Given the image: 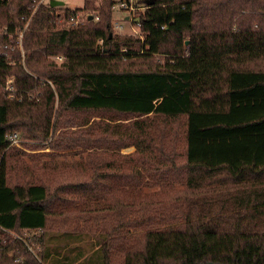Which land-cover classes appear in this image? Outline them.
I'll return each instance as SVG.
<instances>
[{"label":"trees","instance_id":"obj_1","mask_svg":"<svg viewBox=\"0 0 264 264\" xmlns=\"http://www.w3.org/2000/svg\"><path fill=\"white\" fill-rule=\"evenodd\" d=\"M40 1L0 0V264H264V0H144L140 36Z\"/></svg>","mask_w":264,"mask_h":264},{"label":"rangeland","instance_id":"obj_2","mask_svg":"<svg viewBox=\"0 0 264 264\" xmlns=\"http://www.w3.org/2000/svg\"><path fill=\"white\" fill-rule=\"evenodd\" d=\"M64 2V5H62V8L65 9H81L84 6L85 0H59ZM144 0H135V4L139 7V10L136 11L134 14H129L127 12L124 11H114L113 14V29L119 33L122 36H134L136 34V36H140V29L139 26L135 25L137 24L135 22V14H137V12H143L145 10V6L143 3ZM85 12H89V13H93L95 14V12L93 11H85ZM131 15V17H130ZM127 17H130L129 20H127ZM59 23V22H58ZM60 24V23H59ZM118 27H122V28H118ZM158 60H160V58L158 57ZM134 68V66H133ZM106 120V119H105ZM134 119H122V121L124 122H128ZM20 141H19V145H11L10 144V148L17 150L18 152H20L21 154L24 153L27 156L29 155H40V154H52L54 151L50 145L49 142H41L40 140H29L26 139L22 136V134L20 133ZM134 147H130V148H126L123 150L124 153H132L134 152ZM23 157V156H22ZM25 158V157H23ZM47 159V157H45ZM26 159V158H25ZM184 190H186V188L180 183L175 185L174 187H155V188H149V189H145L144 193H146V195L150 198H156V199H170L174 196H176L179 192L180 194L182 192H184ZM12 236H14L13 233H11ZM19 234L21 236L24 237H30L33 238V236L36 235V232H28V231H23L22 233H16ZM36 242V241H35ZM55 243H52L51 246H54ZM38 252V251H37ZM36 252V253H37Z\"/></svg>","mask_w":264,"mask_h":264},{"label":"built area","instance_id":"obj_3","mask_svg":"<svg viewBox=\"0 0 264 264\" xmlns=\"http://www.w3.org/2000/svg\"><path fill=\"white\" fill-rule=\"evenodd\" d=\"M50 1L51 0H41L40 4H42L43 2L50 4ZM113 2H114L113 6H112L113 11L117 10V11H124V12H127L129 14H134L136 11L139 10V7L135 4L136 3L135 0H113ZM134 16H135V18L137 17L136 14ZM90 17H93V20H95V21L99 20V17H94L93 13H89V12L87 13L85 11H77L76 9H73L68 18L63 17V18L58 19L57 21L60 23L61 28L72 29V28H77V27L81 26L86 21H91ZM130 17H131V15H130ZM29 21L30 20H28V22L24 26L22 32L18 35V38H17L18 49L21 50V55L23 58L25 57V51L23 48V36H24L25 31L29 27ZM135 25H137L139 27L141 26L140 22L135 24ZM118 28H122V27H118ZM162 28H164V26ZM7 30L8 29L6 27L2 28L0 30V37H1V34H3V33L8 34ZM12 50H15V48H12ZM0 55L2 57L9 56V54L6 52H4V53L1 52ZM58 58L62 59V57H58ZM2 87H3L5 94L8 96V98H10V99L18 98V92L19 91H18V88L16 86L15 77H9ZM7 139L11 145H19L20 136L18 133L10 134ZM10 233H13V232H10ZM13 234L16 238H18L24 242V244L27 246L28 250L32 254L36 255L39 251H41V245L40 244L36 243L33 240L32 241L27 240L28 237L20 236V235L15 234V233H13ZM20 260H21V257L15 258L16 262H19Z\"/></svg>","mask_w":264,"mask_h":264},{"label":"water","instance_id":"obj_4","mask_svg":"<svg viewBox=\"0 0 264 264\" xmlns=\"http://www.w3.org/2000/svg\"><path fill=\"white\" fill-rule=\"evenodd\" d=\"M153 0H147V3H149V4H153ZM50 5L52 6V7H57V6H62V5H64V2H62V1H59V0H51L50 1ZM130 18L129 17H127V20H129ZM90 20H93V17H90ZM135 22L136 23H139L140 22V18L139 17H137L136 19H135Z\"/></svg>","mask_w":264,"mask_h":264}]
</instances>
